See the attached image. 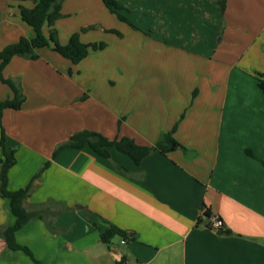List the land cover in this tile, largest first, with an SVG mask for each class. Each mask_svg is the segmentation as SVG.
<instances>
[{
    "label": "crops",
    "instance_id": "crops-1",
    "mask_svg": "<svg viewBox=\"0 0 264 264\" xmlns=\"http://www.w3.org/2000/svg\"><path fill=\"white\" fill-rule=\"evenodd\" d=\"M119 1L136 28L101 0H62L54 21L59 43L79 31L104 48L72 63L41 47L2 69L24 95L1 115L16 158L8 188L31 182L23 205L40 213L16 242L40 264H264V0H225L223 14L218 0ZM20 3L34 5L0 0V48L34 34ZM11 96L0 80V100ZM175 124L184 148L138 164L114 147L109 157L86 144L55 151L80 130L154 145ZM213 215L229 234L210 225ZM14 221L0 195V264H36L6 245ZM111 224L132 238L102 242Z\"/></svg>",
    "mask_w": 264,
    "mask_h": 264
},
{
    "label": "trees",
    "instance_id": "trees-1",
    "mask_svg": "<svg viewBox=\"0 0 264 264\" xmlns=\"http://www.w3.org/2000/svg\"><path fill=\"white\" fill-rule=\"evenodd\" d=\"M23 1V0H19ZM34 5L27 7L23 4H18L21 19L33 29V36H20L17 41L11 42L0 48V80L7 84L12 90V96L0 100V195L6 198L9 203L11 213L15 217L12 225L7 226L2 231V237L6 245L10 249H20L28 254L36 262L40 264L32 255L28 247L20 245L15 240V232L21 228L32 216L40 213L28 211L24 205V199L30 192L31 182L24 187L11 190L8 188V170L15 163L16 158L14 149L7 148L6 134L1 123L2 110L4 108L19 109L24 101V95L16 83L11 78H5L2 75L3 67L8 63L10 58L14 55L22 56L28 59H36L38 57L37 49L41 47H50L64 58L70 60L72 63H77L83 59L90 51L99 50L106 46L104 41L83 42L80 40L79 31L72 32L65 44L59 43L57 39V31L54 27L56 18L62 16L60 13V3L62 0H33ZM111 13H114L119 20L127 22L132 27L136 26L127 20L126 16L121 12L126 8L119 0H101ZM217 6L220 14H223L225 8V0H218ZM48 27V33H43V26ZM94 26L82 27L80 30L84 31ZM107 32H112L118 36L121 33L116 29H105ZM257 84L260 90L264 93V72L256 73ZM176 124L167 132L160 135L154 145H140L132 138L122 136L120 138L109 139L108 137L97 133L95 131L80 130L72 135L63 143H61L55 151L62 147L80 148L85 144L88 145L97 154L109 157V147H114L116 150L129 156L132 161L138 164L143 157L151 151L159 150L166 153L176 148H184L174 137L173 132ZM46 163L34 175L38 177L41 171L46 167ZM207 215L208 213L205 212ZM218 232L221 234H229L230 230L219 227ZM118 235L126 240L132 238L128 232L111 224L106 230L100 233V240L104 243H109L112 237ZM123 260V259H122ZM122 260L117 264H122Z\"/></svg>",
    "mask_w": 264,
    "mask_h": 264
},
{
    "label": "built area",
    "instance_id": "built-area-1",
    "mask_svg": "<svg viewBox=\"0 0 264 264\" xmlns=\"http://www.w3.org/2000/svg\"><path fill=\"white\" fill-rule=\"evenodd\" d=\"M209 223L216 229L219 227H224L222 219L219 218L217 215L209 216ZM122 242H124V240H122Z\"/></svg>",
    "mask_w": 264,
    "mask_h": 264
},
{
    "label": "rangeland",
    "instance_id": "rangeland-1",
    "mask_svg": "<svg viewBox=\"0 0 264 264\" xmlns=\"http://www.w3.org/2000/svg\"><path fill=\"white\" fill-rule=\"evenodd\" d=\"M121 12H122L123 14H126V13L128 12V9H127V8H124V9L121 10Z\"/></svg>",
    "mask_w": 264,
    "mask_h": 264
}]
</instances>
